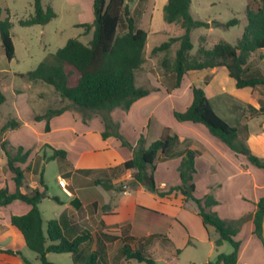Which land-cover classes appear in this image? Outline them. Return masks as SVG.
Instances as JSON below:
<instances>
[{
	"label": "crops",
	"instance_id": "1",
	"mask_svg": "<svg viewBox=\"0 0 264 264\" xmlns=\"http://www.w3.org/2000/svg\"><path fill=\"white\" fill-rule=\"evenodd\" d=\"M93 1L66 0L67 5H77L82 11L73 23L74 26L92 21ZM129 1L134 2L133 7ZM129 1L127 3L130 15L136 26L142 28L140 18H136L137 13L140 17L141 0ZM157 2L158 0H155L154 4ZM166 2L167 0H162L160 3L162 10ZM214 4V1H207L209 6ZM191 5L190 0V14L194 19L209 22L215 17V14L200 16L197 10V16L194 17ZM151 14L150 21L153 22V13ZM150 29L152 32L160 31L153 23ZM211 29L212 27H209V30ZM173 46L175 52L178 44H173L172 48ZM259 50L250 54L249 61H254L264 70L259 63L263 61L264 54ZM145 58L147 60V56ZM142 68H146L145 63ZM156 83L157 79L154 78L153 84ZM162 85L161 89H152L148 95L134 101L128 110L114 108L110 111V117L118 124L119 132L123 135L132 131L130 144L133 147L140 135H143L144 145L147 147L152 141L167 134H177L180 142L177 143L176 150L197 151L193 174L194 196L201 198L206 194H212L217 200L212 210L226 220L252 214L256 209V202L264 194V168L256 167L244 155L236 154L227 144L211 134L203 124L179 121L173 112L183 111L190 105L192 86L201 87L217 114L232 125L239 127L246 125V142L251 152L264 158V114H257L256 111L261 97L260 90L264 92V89L260 88L264 87L238 88L224 66L188 70L183 75L180 85L170 91L166 89L170 85L169 81ZM249 107H252L256 114L251 115L248 112ZM65 114L66 112H63L50 119L49 131L44 130L45 125L41 121L36 122L39 126L36 129L49 135L58 133L57 137H51L50 145L63 147L69 162L64 163L66 168H60L64 174H57V179L62 177L67 182L70 194L60 188L69 199L63 201L55 197L61 208L52 219H61L65 227L88 230L92 233L91 238L80 245L77 264H83L91 253H97V264H132L134 260H127L121 251L122 237L127 234L135 236L160 234L161 236L154 239L150 245L149 252L161 264H179L180 256L185 250L186 261L195 263L206 262L211 260V257L216 258L219 253L232 251V246L231 248L223 246L227 241L220 245L215 244L218 237L215 228L211 225L204 226L198 215L196 203L191 199L184 201L183 195L179 192L173 191L161 196L149 191L144 185L131 184V170L116 172L113 178L115 186L121 183L126 186L124 190H108L99 184H93L92 181L99 177L100 170L120 165L131 158L133 147L122 145L120 139L114 135L103 138L105 124L99 114L93 113L86 123L82 121L79 113H76L73 123L63 118ZM15 129L5 131L3 139L0 138V188L7 187L10 192L16 190V184L14 174L6 164L2 141L7 140L8 131ZM65 136L71 139V143H66ZM22 146L30 151L33 149L31 146ZM180 160L181 156H173L156 162L154 179L159 191H167L171 186L180 183L178 170ZM18 165L23 168L22 164ZM32 170L35 171V168ZM28 183L26 188L32 191L39 185L35 181ZM24 187L25 185L22 186L23 191ZM130 188L135 189L134 195ZM141 192H149L154 196L153 200L164 208L154 204L147 206L140 202ZM128 197H132L130 202ZM126 207L130 208L131 216L120 220L122 210ZM30 208V204L19 199L7 205H0V247L20 252L17 254L0 252V264L38 263L39 258L34 251L32 252L35 255H30L19 246V237L12 229L15 227L10 224L11 215L25 214ZM210 228H214L217 235H214ZM253 229V221L247 220L240 226L235 236L240 242L237 264H264V247L253 233ZM262 231L264 233V218Z\"/></svg>",
	"mask_w": 264,
	"mask_h": 264
},
{
	"label": "trees",
	"instance_id": "2",
	"mask_svg": "<svg viewBox=\"0 0 264 264\" xmlns=\"http://www.w3.org/2000/svg\"><path fill=\"white\" fill-rule=\"evenodd\" d=\"M127 1L94 0L93 22L77 25L84 28V33L92 30L91 39L88 42H82L78 38H69L65 45L54 53L48 54L34 69L21 73L19 76L28 81H42L52 85L62 100H68L82 111L98 112L105 124L102 137L114 135L120 139L122 145L133 147L119 132L118 124L111 119L109 114L114 108L128 110L134 101L148 95L152 90L136 85V70L141 68L146 61L144 45L147 31L136 26L130 15ZM33 9L32 15L19 20L21 25H45L56 17L53 8L49 5L44 7L42 0H33ZM244 12L246 24L241 37L235 43L218 40L211 47L200 45L195 53H191L193 47L191 31L201 26L208 27L209 24L191 16L190 0H167L163 6L164 19L168 23L178 25L182 33L169 37L168 40L151 49L153 54L167 52L173 44H178L174 59L171 62L166 60L162 65L164 75L170 82V85L166 87L167 91L178 87L183 75L188 70L216 66L226 67L229 76L235 80L238 88L264 87V70L255 62L249 61L253 51L264 49V0H246ZM1 14L0 7V39L5 56L10 60L14 57L15 52L11 36L12 22L8 15L2 18ZM238 22L239 19L233 17L225 25L232 26ZM119 25H122V31L118 34ZM201 40H204V36L201 37ZM191 89L192 101L190 105L183 111L175 110L174 117L179 121L203 124L211 134L227 144L236 154H242L254 166L264 168V158L253 154L246 142V125L239 127L230 124L215 112L201 87L192 86ZM5 100L6 97L0 89V105ZM66 109V106L49 109L44 114L34 115V119L36 121L44 119L46 121L44 130L49 131L50 119ZM256 111L257 114H264V94H261L259 98V107ZM19 125L20 121L17 118L10 117L1 125L0 133L15 129ZM178 142H180V138L177 134H167L145 147L144 137L140 135L136 146L133 147L131 158L120 165L100 170L99 177L93 179L92 182L108 190H124L126 186L123 183L115 186L113 178L116 172L131 170V184L144 185L149 191L161 196H166L173 191L179 192L183 195L184 201L193 200L198 207V215L201 217L203 225H211L217 231L218 237L215 244L220 245L227 241L231 244L232 251L219 253L215 260L185 264H237L240 242L235 236L240 226L247 220L253 221V233L260 239L264 247L262 231L264 194L256 202V209L252 214L231 220L219 217L212 210V207L217 203L212 194H206L201 198H197L193 194L195 188L193 174L197 151L193 149L178 151L176 150ZM6 143L7 141L3 140L2 147L6 155V164L14 173L16 190L10 192L7 187L0 188V205H7L16 199L31 205L30 210L25 214L11 215L10 224L20 231L27 247L37 254L40 264H56L47 259L46 254L49 252H70L73 253L74 259L77 261L80 245L89 240L92 233L88 230L65 227L61 219L48 220L44 231L43 218L38 203L42 198L39 186H45V184L41 177L33 194L23 191L25 170L18 165V163L23 164L27 161L31 151L22 146H12L15 150V153H12L6 147ZM44 146L49 145L45 143ZM52 149L53 153L48 157L45 156L47 160L57 159L69 164L64 149ZM173 156H181L178 167L180 183L171 186L167 191H159L154 179L156 162ZM160 236L156 233L143 236L124 235L122 237V254L127 260L161 264L149 252V247L154 239ZM109 238H115V236H109ZM0 252L20 253L1 247ZM97 263V253H91L83 264Z\"/></svg>",
	"mask_w": 264,
	"mask_h": 264
},
{
	"label": "rangeland",
	"instance_id": "3",
	"mask_svg": "<svg viewBox=\"0 0 264 264\" xmlns=\"http://www.w3.org/2000/svg\"><path fill=\"white\" fill-rule=\"evenodd\" d=\"M191 1L194 17L197 16L196 10L199 12L200 16L215 14V17L208 22V27L201 26L191 31L190 37L193 45L191 53H195L200 45L211 47L218 40H226L227 42L235 43L241 37L246 24L244 12L246 0ZM207 1H214V6L207 5ZM154 2L155 0H141L140 17L139 13L136 14V18H140V26L148 32L146 44L144 45V56H147V60L145 61L146 68L144 69L141 67L136 70V85L149 89H161L163 87L162 83L166 84V82L169 81L164 75L165 72L162 65L164 61L167 60L171 62L174 59L175 46H173V48L171 47L167 52H159L156 54H153L151 49L163 41L168 40L169 37L179 35L181 29L178 25L165 21L163 10L160 7L162 0H158V2L155 3L156 5ZM42 4L44 7L48 5L51 6L56 13V17L45 25L36 24L23 26L19 23V20L33 14V0H0V7L2 9L1 17L4 18L8 15L12 22L11 36L15 49L14 57L8 60L5 56L0 39V89L6 97L5 102L0 105V127L8 118H17L20 121V125L14 131H8V135L6 136L7 140H5L7 141L6 147L12 153H15L12 146L27 145L33 148L27 161L22 164L25 170V180L23 183L25 185L24 191L28 194H33L32 190L26 188V184L32 181L39 184L40 178L42 177L45 186H39V190L42 192V198L38 203V207L43 218L44 229H46L48 220L52 219L61 208V204L55 197L63 201H68L69 198L62 192L57 179V174H64L63 171L60 170V168L64 169V162H60L57 159L47 160L44 155L47 157L50 156L53 153L52 148H64L50 145L51 143L49 140L51 137H57L58 133L49 135L48 133L37 131L39 126L36 122L41 121L43 125H45L46 121L44 119L36 121L34 115L44 114L49 109L66 106L67 109L64 111L66 114L63 116V118L67 119L66 121L73 123L76 113H79L81 114L82 121L86 123L87 119L90 118L93 113H99L90 110L82 111L73 106L68 100H62L56 93L54 87L48 83L42 81H28L26 78L19 76L21 73H26L34 69L48 54L54 53L58 48L65 45L69 38H78L82 42H88L92 37V31L83 33V28L73 25L82 12L77 5H67L66 0H42ZM129 4L132 7L134 6L133 1H129ZM151 13H153V22L150 21ZM91 15L92 21H87V23L93 22V12ZM81 16L84 17L83 14H81ZM85 17L88 18L87 15ZM233 17L238 18L239 22L232 26H226L225 23ZM152 23L154 27L159 28L160 31L152 32L150 29ZM209 27H212V29L209 30ZM121 31L122 25H119L117 33L119 34ZM202 36H204V40H201ZM259 52L264 54V49H260ZM259 63L264 67V59ZM220 76L222 77V75ZM154 78L157 79L156 84H153ZM186 83L187 79L185 80V85ZM260 93L264 94L263 90H260ZM248 112L251 115L256 114L250 107ZM131 132L132 131L123 134V137L129 143L133 136ZM3 133H0V138L2 139ZM64 140L66 143H71V139L67 136L64 137ZM92 141H94V139H92ZM44 142L50 147L44 146ZM33 168H35V171L32 170ZM63 176L68 177L66 175ZM130 191L133 195L136 192L134 188H130ZM153 197L154 196L149 192H141L140 202L147 204V206H153L154 204V206L164 208L156 203ZM131 199L132 197H128V202H130ZM130 216V208L126 207L122 210V215L119 219L125 220ZM12 229L17 233L19 237V246H21L24 252L35 255L34 252L26 246L21 233L15 228ZM210 229H212L211 231L214 235H217L214 228ZM223 246L231 248L229 242H224ZM186 253L187 250L180 256L179 264L191 262L186 261ZM73 258L74 255L70 252H50L47 256L49 261L56 264H77V261L73 260ZM215 259V257H211V260ZM37 262L38 263L35 262V264H40L39 260H37ZM132 264L147 263L132 261Z\"/></svg>",
	"mask_w": 264,
	"mask_h": 264
},
{
	"label": "built area",
	"instance_id": "4",
	"mask_svg": "<svg viewBox=\"0 0 264 264\" xmlns=\"http://www.w3.org/2000/svg\"><path fill=\"white\" fill-rule=\"evenodd\" d=\"M58 184L66 193L70 194L67 189V182L64 178L58 177Z\"/></svg>",
	"mask_w": 264,
	"mask_h": 264
}]
</instances>
